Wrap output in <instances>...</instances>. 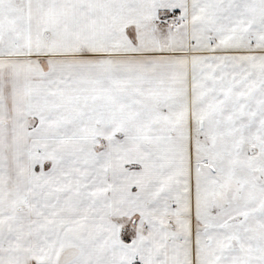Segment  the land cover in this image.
<instances>
[{
  "label": "snow or ice",
  "instance_id": "1",
  "mask_svg": "<svg viewBox=\"0 0 264 264\" xmlns=\"http://www.w3.org/2000/svg\"><path fill=\"white\" fill-rule=\"evenodd\" d=\"M0 264H264V0H0Z\"/></svg>",
  "mask_w": 264,
  "mask_h": 264
}]
</instances>
